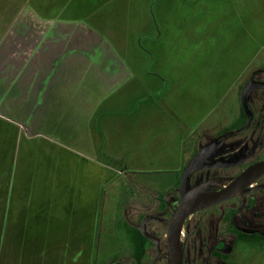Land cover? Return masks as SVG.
Returning a JSON list of instances; mask_svg holds the SVG:
<instances>
[{
  "label": "rangeland",
  "instance_id": "obj_1",
  "mask_svg": "<svg viewBox=\"0 0 264 264\" xmlns=\"http://www.w3.org/2000/svg\"><path fill=\"white\" fill-rule=\"evenodd\" d=\"M63 1L65 5L59 6L52 0V6H47L45 12L51 15L59 7L58 15L61 12L92 27L102 24L99 28L106 36L101 38L103 43H110L117 56L136 64L135 78L119 86L100 108L102 112L115 111L105 118L106 144L104 147L98 137V157L112 168L124 170V176L118 175L103 189L93 263L130 264L133 249L123 228L124 218L128 219L125 212L131 205H140L134 201L142 188L152 191L174 188L176 195L175 181L194 152L191 136L181 148L179 171L176 174L170 170L176 166L179 133H187L190 126L206 120L209 124H203L197 131L206 128L211 138L219 141L213 160L235 161L250 150L233 133L231 125L241 114L240 93L247 79L262 72L259 76L264 80V0ZM36 2L32 0L30 6H38L39 1ZM74 92L68 86L66 93ZM250 96L263 99L264 87L256 88ZM69 99L53 102L49 116L64 130L78 131L83 128L82 118L93 103L88 98ZM213 108L220 110L217 116L203 117ZM40 119V125H44V118ZM94 123L99 124L98 120ZM154 127H159L155 133ZM230 127L228 134H223L224 139L218 137ZM2 133L0 129V139ZM155 136L161 139L152 148L150 141ZM9 143L8 140L6 144ZM147 155L164 159L157 160L159 164H150ZM169 156H173V161L166 159ZM141 157L147 162L135 164ZM197 175L203 177L205 171H198L193 177ZM193 181L192 178L190 183ZM133 214L137 221L141 213ZM141 226L148 231L145 224ZM237 254L235 264H264V245L259 250L241 246ZM160 263L165 264V260Z\"/></svg>",
  "mask_w": 264,
  "mask_h": 264
},
{
  "label": "crops",
  "instance_id": "obj_2",
  "mask_svg": "<svg viewBox=\"0 0 264 264\" xmlns=\"http://www.w3.org/2000/svg\"><path fill=\"white\" fill-rule=\"evenodd\" d=\"M31 1L0 0V264H93L103 189L124 176L98 157L97 140L106 144L105 118L115 111L100 108L135 78L136 64L103 43L102 24L58 15L59 7L49 15L52 0H37L40 9ZM68 86L76 92L66 93ZM86 89L90 93L81 94ZM69 98L93 103L78 131L64 130L49 116L53 102ZM203 124L209 123L199 121L177 136L173 173L182 164V146ZM151 139L153 148L161 138ZM146 157L150 164L164 159ZM142 158L135 164L147 162Z\"/></svg>",
  "mask_w": 264,
  "mask_h": 264
},
{
  "label": "flooded vegetation",
  "instance_id": "obj_3",
  "mask_svg": "<svg viewBox=\"0 0 264 264\" xmlns=\"http://www.w3.org/2000/svg\"><path fill=\"white\" fill-rule=\"evenodd\" d=\"M260 73L262 72H255L249 77L243 88L252 79L264 81L263 78H260ZM255 90L256 88L249 91L247 96L252 112L250 124L245 127L248 116L241 103V114L237 122L231 125L235 129L233 133L238 134L240 142L250 150L237 159H243L238 165L223 168L203 167L194 171L189 177L188 190L203 185L201 191L197 193V197L220 191L249 166L264 161V98H251L250 93ZM232 127L223 130V133L220 132L218 137L224 139L223 134L227 135ZM191 136L190 139L194 142V152L190 155L181 174L175 181L176 195L174 188L166 191H152L151 188H142L140 193L136 194L137 198L134 201L140 205H131L125 212L128 219L124 218L126 227L123 228L128 233L131 245L129 230L133 227L140 228L150 240L142 264H161L160 262L163 260H165V264H168V229L172 215L181 201L182 173L201 148L212 143L218 146L219 143V141H214L211 138L206 128ZM215 153L210 155L205 163L220 161L212 159ZM212 170L215 172L211 173ZM198 171H205V175L203 177L197 175L194 178V173ZM192 178L194 181L190 183ZM252 181H255L254 186H246L240 193L237 194L236 192L231 198L196 211L185 219L178 232L182 264H235L237 252L241 246L259 250L260 246L264 245V171L256 174ZM136 212L141 213L137 221L132 218L133 213ZM142 223L147 226V233L153 238L144 233L141 228ZM182 231L185 233L184 237H181ZM132 258L133 261L130 264H134L133 252Z\"/></svg>",
  "mask_w": 264,
  "mask_h": 264
},
{
  "label": "water",
  "instance_id": "obj_4",
  "mask_svg": "<svg viewBox=\"0 0 264 264\" xmlns=\"http://www.w3.org/2000/svg\"><path fill=\"white\" fill-rule=\"evenodd\" d=\"M264 87V81L250 80L244 86L241 91V103L243 109L245 110L248 116V122L245 127H247L252 119V112L248 103V93L254 88ZM218 150V146L215 143L210 144L201 150L192 158V160L185 167L182 177H181V201L178 208L174 211L169 229H168V264H182V259L180 256L179 242L177 240L178 232L181 225L185 219L192 213L203 210L205 208L211 207L215 204H218L224 200L231 198L239 189H241L253 176L258 172L264 171V161L255 163L249 166L245 171L238 175L227 187L221 189L220 191L209 194L206 196L197 197V193L201 191L203 185H199L194 189L188 190V181L190 175L203 167L208 168H223V167H232L238 165L243 161H216L208 162L205 161L210 155L215 153ZM144 233L153 238L147 231L143 230Z\"/></svg>",
  "mask_w": 264,
  "mask_h": 264
},
{
  "label": "trees",
  "instance_id": "obj_5",
  "mask_svg": "<svg viewBox=\"0 0 264 264\" xmlns=\"http://www.w3.org/2000/svg\"><path fill=\"white\" fill-rule=\"evenodd\" d=\"M129 234L132 241L134 264H142L147 248L150 245V240L137 227L131 228Z\"/></svg>",
  "mask_w": 264,
  "mask_h": 264
},
{
  "label": "bare ground",
  "instance_id": "obj_6",
  "mask_svg": "<svg viewBox=\"0 0 264 264\" xmlns=\"http://www.w3.org/2000/svg\"><path fill=\"white\" fill-rule=\"evenodd\" d=\"M258 173H260V172H258ZM258 173H256V174H258ZM256 174H254V176ZM254 176L241 189H239L237 191V194L240 193L246 186H254L255 185V181H252L254 179ZM184 234H185L184 231H182L181 237H184ZM177 240H178L179 246H180V240H179V237L178 236H177Z\"/></svg>",
  "mask_w": 264,
  "mask_h": 264
}]
</instances>
